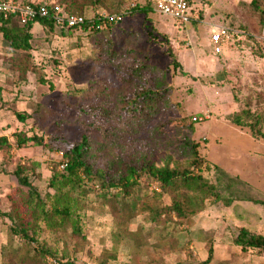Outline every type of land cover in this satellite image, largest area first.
Listing matches in <instances>:
<instances>
[{
  "label": "rangeland",
  "instance_id": "1",
  "mask_svg": "<svg viewBox=\"0 0 264 264\" xmlns=\"http://www.w3.org/2000/svg\"><path fill=\"white\" fill-rule=\"evenodd\" d=\"M146 3L128 0L117 10V14L125 13L123 20L97 32L58 27L49 32L35 22L32 69L24 75L10 66L12 48L0 33V136H6L11 145L9 152L0 150V208L10 210L12 201L20 196L14 174L19 163L29 166L33 184L45 193L51 190L48 184L53 169L58 166L64 170L65 151L80 142L84 133L94 147L103 145L100 163L119 157L126 164L141 165L146 156L159 167L171 168L190 166L192 156L183 143L184 136L189 135L199 142L204 158L199 171L217 184L222 198H234L230 204L225 199L206 198L191 219L170 224L166 234L175 230V250L162 241V230L144 223L142 216L131 223V229L146 227L150 243L132 248L125 240L119 241L109 209L94 204L87 211V242L77 246L71 240L67 243L69 252L61 242L58 257L47 256V264L66 262L68 256L64 255L75 264L200 263L207 259L210 248V264H264V251L244 249L239 240L251 234L264 237V206L247 199L264 200V139L255 137L251 129L254 125L264 132V17L254 11L252 0H191L198 15L191 22L181 23L156 12L152 4L140 10L139 6ZM260 4L264 6V0ZM88 11L87 16L110 13L101 7ZM222 26L240 33H234L216 52L211 38ZM110 51L119 56L116 62L137 60L163 69L170 89L160 114L144 132L128 135L120 131L115 141H107L101 130L89 128L91 116L87 113L95 100L120 101L118 93L99 94L103 89L123 87L128 75L111 61ZM171 52L181 67L174 65ZM140 83L135 78L128 95ZM202 115L209 119L194 123L193 118ZM234 118H241L243 125L234 123ZM191 121L194 131L189 126ZM20 132L42 136L48 144L18 145ZM216 167L226 176L219 177ZM140 182L143 193L162 190L158 181L151 182L146 176ZM170 203L168 196L155 204L146 200L143 211L151 217L157 206ZM10 224L0 216V264L8 251ZM242 228L250 235L242 234ZM43 233L40 242L50 239L47 230ZM35 246L33 243L30 250Z\"/></svg>",
  "mask_w": 264,
  "mask_h": 264
},
{
  "label": "trees",
  "instance_id": "2",
  "mask_svg": "<svg viewBox=\"0 0 264 264\" xmlns=\"http://www.w3.org/2000/svg\"><path fill=\"white\" fill-rule=\"evenodd\" d=\"M38 2L59 4L68 13L89 17L86 15L88 10H95L97 7L105 8L110 13H119L117 10L128 0H118L112 4L108 3L109 0H40ZM189 2L191 3V0ZM150 4H152L150 0H147V3L139 6V9L144 11L151 8ZM252 5L255 7L254 11L264 17V6L260 4V0H252ZM35 22H39L49 32L57 28L50 17L37 18L24 24L12 19L0 23V33L12 48L13 55L9 58L10 66L19 70L22 75L32 69L31 39ZM81 29L87 32L92 31L88 29V25ZM97 31L99 30H93V32ZM114 55L113 51L109 52L111 61L128 75L124 76L123 87L114 91L103 89L99 94L106 93L114 96L118 93L121 96L120 101L113 104L95 100L88 106L87 112L91 116L89 128L101 130L107 141H115L120 131L128 135L144 132L152 120L160 114L170 90L163 69L137 60H133L130 64H123L116 62L119 56ZM170 55L174 65L181 67L176 56L172 52ZM135 78L140 79V86L135 85L134 93L128 95L129 85ZM244 111L247 114L250 113L249 109ZM18 117L23 119L24 114L18 113ZM183 121L186 122L187 119ZM233 121L237 125H243L241 118H234ZM194 123L191 121L189 125L192 131L195 130ZM251 129L255 137L264 139V132L255 129L254 125H251ZM17 143L25 146L30 143L44 146L48 144L42 136H27L23 132L17 134ZM183 143L192 156L190 166L184 168H171L168 165L159 167L146 156H143L141 165L126 164L119 157L100 163L99 157L103 145L98 144L94 147L93 140L84 133L80 142L65 151L67 166L64 170L58 169V166L53 169L48 184L51 190L45 193L33 184L28 173L29 166L19 163L14 174L19 182L20 196L12 201L10 210L5 211L0 208V216L11 222L8 251L2 255V264H47V256L58 257L60 248L57 245L61 242L65 244L66 252H69L67 243L71 240H74L77 246L87 242L85 232L87 211L94 204L109 209L114 218L113 231L119 241L125 240L132 248L150 243L151 236L147 234L146 227L140 225L136 230L131 229V223L142 216L144 223L150 222L152 226L155 225L162 230L164 233L162 241L166 242V247L175 250L178 245V240L173 236L175 230L166 234L170 224L176 220L185 223L191 219L204 205L206 198L225 199L227 204L234 199L222 198L217 184L211 182L199 171L204 163V158L200 155L199 142L185 135ZM10 146L8 138L0 136V150L9 152ZM216 169L219 177L226 174L219 167ZM143 176L151 182L158 181L161 192L153 190L143 193L140 182ZM229 180L233 182L234 179L229 178ZM163 196H168L171 203L157 206L153 211L154 215L148 217L147 212L143 211L146 200L155 204ZM247 199L264 206V200L252 196H247ZM46 230L53 242H50V239L44 242L39 241ZM241 232L247 235L251 233L246 228H242ZM251 235L248 238L239 237L243 248L253 247L264 251V237ZM33 243H36V246L31 251L30 246ZM76 245H74L75 249L79 250ZM64 256H68L67 261H61V264H75L69 255ZM212 260L213 249L210 248L206 260L200 263L185 262L183 264H210Z\"/></svg>",
  "mask_w": 264,
  "mask_h": 264
},
{
  "label": "built area",
  "instance_id": "3",
  "mask_svg": "<svg viewBox=\"0 0 264 264\" xmlns=\"http://www.w3.org/2000/svg\"><path fill=\"white\" fill-rule=\"evenodd\" d=\"M154 10L167 15L177 22L187 23L195 19L198 14L192 10L189 0H150ZM125 13L97 12L93 16H83L66 12L59 4L51 2L25 3L19 0H0V23L4 20L12 19L24 24L37 18L50 17L57 27L83 28L88 25L89 30H102L110 24L123 20ZM234 33H240L228 27H218L212 35L215 51H221V45L232 39ZM195 121L203 122L209 119L208 115L195 116ZM67 166L64 161L62 168Z\"/></svg>",
  "mask_w": 264,
  "mask_h": 264
},
{
  "label": "crops",
  "instance_id": "4",
  "mask_svg": "<svg viewBox=\"0 0 264 264\" xmlns=\"http://www.w3.org/2000/svg\"><path fill=\"white\" fill-rule=\"evenodd\" d=\"M20 1V0H19ZM218 29V27L216 28V30Z\"/></svg>",
  "mask_w": 264,
  "mask_h": 264
}]
</instances>
